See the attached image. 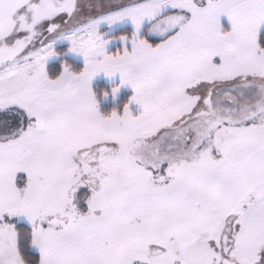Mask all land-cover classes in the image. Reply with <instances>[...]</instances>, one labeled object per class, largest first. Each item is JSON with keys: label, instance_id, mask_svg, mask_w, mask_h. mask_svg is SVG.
I'll use <instances>...</instances> for the list:
<instances>
[{"label": "snow or ice", "instance_id": "obj_1", "mask_svg": "<svg viewBox=\"0 0 264 264\" xmlns=\"http://www.w3.org/2000/svg\"><path fill=\"white\" fill-rule=\"evenodd\" d=\"M0 264H264V0H0Z\"/></svg>", "mask_w": 264, "mask_h": 264}, {"label": "rangeland", "instance_id": "obj_2", "mask_svg": "<svg viewBox=\"0 0 264 264\" xmlns=\"http://www.w3.org/2000/svg\"><path fill=\"white\" fill-rule=\"evenodd\" d=\"M222 21L225 23V26H227V22L224 21L223 18H222ZM63 47H67L66 43L63 45ZM100 81H103L105 84H107L109 86L108 90H106L108 92V95L107 96L102 95V93L104 91H102L101 94H99L98 89L101 88V87L98 86V82H100ZM116 84H119V76H118V74L114 75L112 78H108V77L104 76L103 73H100L96 77H94L93 80L90 82V86L93 88L94 92L97 95L98 107H99V110L100 111H102L101 110L102 105H104L106 103H111V102L112 103H115L116 100L119 99L122 95H127V98H126V101L124 102V104L126 102H128L129 97L133 95V90L131 89L130 86H128V85H121L119 87L117 93L115 94V96H113L111 94V91L110 90ZM129 107L133 111V113L135 114L136 111H137V106L135 105V103L134 102L129 103ZM122 109H116V110L117 111H122ZM110 112H108V113H110ZM105 114H107V113H105Z\"/></svg>", "mask_w": 264, "mask_h": 264}, {"label": "trees", "instance_id": "obj_3", "mask_svg": "<svg viewBox=\"0 0 264 264\" xmlns=\"http://www.w3.org/2000/svg\"><path fill=\"white\" fill-rule=\"evenodd\" d=\"M98 86L101 87L98 89L99 94H101L102 91L108 90V88H109V86L107 84H105L103 81L98 82ZM126 98H127V95H122L119 99L116 100L115 103L111 102V103H106V104L102 105V108H101L102 112L108 113L114 108L115 109H122L124 102L126 101Z\"/></svg>", "mask_w": 264, "mask_h": 264}]
</instances>
